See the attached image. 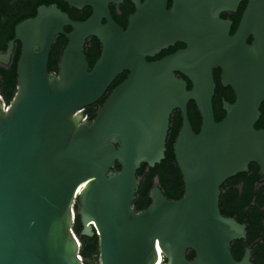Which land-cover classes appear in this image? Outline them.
<instances>
[{
  "label": "water",
  "instance_id": "water-1",
  "mask_svg": "<svg viewBox=\"0 0 264 264\" xmlns=\"http://www.w3.org/2000/svg\"><path fill=\"white\" fill-rule=\"evenodd\" d=\"M61 1L91 14L74 21L54 4L41 5L0 53L7 66L20 45L16 93L6 109L0 99V264H82L71 231L75 202L81 235L98 237L95 264H158V254L163 264H252L249 247L239 261L232 256L246 226L221 215L219 197L250 164L264 175V129H255L264 102V0H248L233 34L232 21L220 15L236 12L241 0H135L125 29L108 10L121 0ZM59 35L67 42L53 75L47 66ZM89 38L100 45L91 68ZM175 43L185 48L147 61ZM216 69L234 95L218 122ZM124 72L94 119L83 122L80 111ZM189 102L200 116L197 133ZM176 110L172 152L184 194L167 200L155 179L150 206L137 213L136 172L164 159Z\"/></svg>",
  "mask_w": 264,
  "mask_h": 264
},
{
  "label": "trees",
  "instance_id": "trees-1",
  "mask_svg": "<svg viewBox=\"0 0 264 264\" xmlns=\"http://www.w3.org/2000/svg\"><path fill=\"white\" fill-rule=\"evenodd\" d=\"M56 5L64 13H68L69 18L74 21H83L90 15V10L87 8L77 14L69 12L66 4L61 0H0V53H4L9 40L13 38L14 27L21 21L33 18L36 14V9L41 6ZM243 7L238 9L235 16L230 17L232 21L231 34L235 31L240 19ZM132 12V11H130ZM119 23L118 20L114 19ZM125 23V22H124ZM120 23L121 26H125ZM124 24V25H123ZM69 28H65V32H69ZM66 39L59 35L56 37L52 45L48 60V72L56 75L58 71V62L61 52L66 45ZM249 43V41H248ZM100 45L95 38L87 40L84 46V54L91 68L92 61L98 56ZM20 52V45L16 43L13 56L7 66L0 65V99L4 108H8L16 93V63ZM126 77V73L118 76L114 83L109 87L106 94L95 104L82 109L83 122L92 121L103 105L111 90L121 83ZM188 88H190L188 86ZM222 88L218 86L217 91ZM229 98L226 100L229 103L233 102V95L228 88ZM213 112L215 121L218 122L223 118L224 111L221 110V105L215 99L212 100ZM261 110V116L255 124V129H264V109ZM187 115L191 127L195 133L198 132L200 126V116L193 102H189L187 106ZM181 118L178 112H173L169 121V130L165 144L164 159L154 168H149L146 165L141 167L136 172V176L140 181L135 200L132 208L135 212H141L148 208L151 204L149 192L154 186V181L157 179L159 189L167 200H178L184 194L183 183L180 172L174 160L172 152V144L180 128ZM114 171L119 170V165L116 164ZM219 210L222 216L234 218L238 223L246 226V239L234 241L231 244V253L236 261H239L244 253L245 248H251V263L264 264V183L262 176L259 174L258 167L250 164L246 173L238 174L237 176L227 180L220 187ZM77 204L73 205V223L72 234L79 243V257L82 264H93L98 262V237L94 234L92 237L81 235L82 227L79 222V217L76 214ZM194 257L193 252L187 256L188 260ZM165 262L162 257V264Z\"/></svg>",
  "mask_w": 264,
  "mask_h": 264
},
{
  "label": "flooded vegetation",
  "instance_id": "flooded-vegetation-1",
  "mask_svg": "<svg viewBox=\"0 0 264 264\" xmlns=\"http://www.w3.org/2000/svg\"><path fill=\"white\" fill-rule=\"evenodd\" d=\"M134 1L135 0H121L119 3H117V4H115V3H109V5H108V10H109V14H110V16H111V18L113 19V21L117 24V25H119L121 28H123V29H125V27H126V25H127V19H128V17L134 12V8H135V6H134ZM140 2H143L144 0H139ZM247 2H248V0H241V2H240V4H239V6H238V9L239 8H241V7H245L246 6V4H247ZM67 6V8L69 9L68 11L69 12H71V13H73L74 11H76L77 12V14H80V12H82V11H84L85 9H87L88 7H86V8H83L82 10H75V9H73V8H71V7H69L68 5H66ZM170 6V3H168V7ZM89 10H90V8H88ZM238 9H237V11L236 12H234V13H230V12H226V13H222L221 15H220V17H221V19H223V20H226V19H228V20H230V17H233V16H235L236 14H237V12H238ZM130 11H132V12H130ZM242 13V12H241ZM67 15H68V13H66ZM90 14H91V10H90ZM69 16V15H68ZM90 16V15H89ZM88 16V17H89ZM87 17V18H88ZM86 18V19H87ZM85 19V20H86ZM114 19H116V20H118L119 21V23L118 22H116ZM84 21V20H83ZM125 22V23H124ZM103 23H104V21H103ZM120 23H124L125 24V26H121L120 25ZM123 24V25H124ZM89 39H91V38H89ZM88 39V40H89ZM249 43H250V40H249ZM185 48V46L183 45V44H181V43H175L173 46H171V47H169V48H167V49H165V50H162L161 52H159L156 56H154L153 58H147V61L148 62H154V61H158V60H160V59H162V58H164V57H167V56H170V55H173V54H175L176 52H178V51H181V50H183ZM99 55H100V50H99V53H98V56L95 58V60L94 61H92V64H91V67L94 65V63H95V61L98 59V57H99ZM88 62V61H87ZM89 64V63H88ZM90 67V66H89ZM124 73H126V75H127V72H124ZM123 74V73H122ZM121 74V75H122ZM176 75V77L178 78V79H181V80H183V81H185L186 82V84H187V89H190V88H188V86L189 87H191V82L185 77V76H183L182 74H179V73H176L175 74ZM120 76V75H119ZM118 78V77H117ZM116 78V79H117ZM115 79V80H116ZM213 79H214V82H215V85H216V87H215V90H216V88L218 87V86H220L221 88H222V90L221 91H215V93H214V96H213V99H215L216 101H218L219 102V104L221 105L220 107H221V110H222V103L223 102H228L227 100H226V98H229L230 97V95L228 94V88L229 87H222L221 86V83H220V70L219 69H216V70H213ZM114 80V81H115ZM114 81L112 82V84L114 83ZM111 84V85H112ZM232 95H233V93H232ZM212 99V100H213ZM233 101H234V95H233ZM229 103V102H228ZM212 105H213V103H212ZM264 109V102L261 104V106H260V108H259V111H260V113H261V110L260 109ZM174 112H178L179 113V111L178 110H176V111H174ZM173 114V113H172ZM179 115H180V113H179ZM225 115V114H224ZM224 115H223V117H224ZM261 116V115H260ZM260 174V173H259ZM261 175V174H260ZM262 176V180H263V183H264V175H261ZM264 220V219H263ZM96 262H94L93 264H95Z\"/></svg>",
  "mask_w": 264,
  "mask_h": 264
},
{
  "label": "built area",
  "instance_id": "built-area-1",
  "mask_svg": "<svg viewBox=\"0 0 264 264\" xmlns=\"http://www.w3.org/2000/svg\"><path fill=\"white\" fill-rule=\"evenodd\" d=\"M162 255L158 254V264H162Z\"/></svg>",
  "mask_w": 264,
  "mask_h": 264
}]
</instances>
